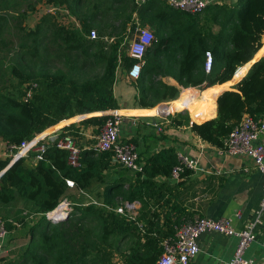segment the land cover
<instances>
[{"label": "trees", "instance_id": "obj_1", "mask_svg": "<svg viewBox=\"0 0 264 264\" xmlns=\"http://www.w3.org/2000/svg\"><path fill=\"white\" fill-rule=\"evenodd\" d=\"M42 1L45 5L68 9L70 15L77 16L80 0ZM128 1L132 5L131 10L120 25L121 32L110 45L101 40L88 39L92 29L90 17L79 18L80 28H67L51 23L53 39L59 41L66 52L89 58L92 67L101 69L99 74L80 80L74 71L77 67L71 69L73 72L70 75L61 71L30 75L19 64L11 67V75L17 82L12 90L0 91L1 141L7 145L19 146L58 123V126H62V121L89 114L101 116L70 124L64 127V131L76 138L77 125L93 124L100 129L108 118L102 115L103 112L120 109L113 94L118 65L125 73L137 62L122 48L128 44L124 38L127 25H130V34L135 29V25L131 24L133 12H136L141 26L149 25L155 31V41L145 52V64L140 77L133 82L137 90L136 108L151 109L144 111L164 108L166 116L178 114L171 113L168 104L156 106L179 98L180 91L177 87L155 81L157 75L164 73V66L169 69L175 64L174 79L177 84L184 89H198L199 94L205 95L206 90L230 81L236 70L250 62L261 47L264 0H237L231 6H210L198 15L173 11L162 0H150L140 7L134 5L133 0ZM153 9L156 12L149 15ZM23 17L19 15L14 18L15 27L20 32L17 49L31 57H37L41 26L38 24L34 30H26L21 21H17ZM107 29L108 27H104L99 32L103 33ZM206 52L212 58L208 72L204 69ZM80 68L86 69L84 66ZM242 71L237 72L236 80L242 75ZM147 82L148 91L155 97V101L148 96ZM28 84H35L36 88L30 99L23 101L25 86ZM213 105L215 106V101ZM180 107L179 103L173 104L174 110ZM216 108V117L211 107L192 109L196 112L194 118L186 111L188 117L198 124H185L190 125L191 131L202 141L222 148L224 140L244 115L254 119L264 115V58L255 62L232 90L224 91L217 97ZM173 121L177 125L184 124ZM134 143L137 147V143ZM138 154L144 158L143 171L130 173L121 169L115 173L116 179L109 176V171L116 167L110 152L82 151L81 167L78 169L67 164V153L54 144H48L42 160L37 161L33 168L26 166L25 159H18L10 166L9 159H0V172L9 166L0 176V206H10L20 198L30 201L39 216L32 227H27L25 221L18 220L30 233L29 243L22 250V253L28 254H24L25 259L21 264H113L112 258L116 252L119 253L122 264H156L162 253L161 242L173 238L174 226L180 223L164 218L162 226L158 227L156 216L148 213V198L157 184L154 181L157 177L170 178L177 158L173 148L162 149L153 154ZM187 173L186 171L182 176ZM65 180L72 181L74 187L68 188ZM93 184L105 185L101 205L90 203L83 206L72 202V212L60 225L55 226L46 220L44 215L53 211L62 199H68L69 192L87 190ZM125 185L127 188L124 190ZM116 195L124 201L138 200L141 203L137 218L129 220L115 212ZM81 214L83 217H92L97 222L98 243L88 244L86 236L89 232L82 226ZM0 219L4 221L8 231L15 227L1 214ZM122 244H125L124 250L120 249ZM70 246H77L78 250L69 252ZM22 253L17 255L18 259L23 257Z\"/></svg>", "mask_w": 264, "mask_h": 264}, {"label": "crops", "instance_id": "obj_2", "mask_svg": "<svg viewBox=\"0 0 264 264\" xmlns=\"http://www.w3.org/2000/svg\"><path fill=\"white\" fill-rule=\"evenodd\" d=\"M236 1L212 2L208 7L215 5L231 6ZM166 7L169 8L167 5ZM155 12L156 9H153L149 15ZM147 26L150 27L149 25ZM261 58H264V32L261 36V47L253 59L239 67L230 81L220 85V87L206 90L205 95L199 94L197 92L199 91L198 89H184L175 81L168 82L167 85L175 86L179 89L180 95L177 101L163 104H168L167 107L171 109V113L178 114L177 116L161 117L150 115L151 112L144 111L151 109L136 108L135 97L137 94L135 89L131 87L134 83L127 76H125L126 79L122 77L123 69L120 66V71L118 70L115 77L113 94L118 102L119 110L130 111L127 112L130 115H122L123 120L119 132L120 139L133 144L139 153L153 154L162 149L173 148L175 154L180 152L189 158L197 159L199 162V171L187 170L188 173L181 176L180 180L163 179L161 177H157L154 180L157 184L152 189V195L149 194L148 213L156 216L158 227L162 226L164 218L183 224L205 217L216 221L221 218H231L234 228L239 230L253 219L263 191L262 175L256 170L253 162L244 156L221 154L220 148L202 141L191 131L190 125L185 123L198 124L188 117L189 114L190 117L194 118L196 113L192 111L194 108L201 110L211 107L213 114L215 113L214 117H216L217 97L224 91L232 90V87L241 81L250 67ZM240 70L244 72L242 71V75L236 80L235 76ZM124 74L126 75V72ZM214 101L215 106L213 105ZM174 103H179L181 107L174 110ZM103 113L108 115L110 111ZM93 116L92 114L91 117ZM173 120L184 124L177 125L178 123ZM76 128H78V136L73 138L83 151H89L96 142L99 126L88 124L77 125ZM134 141L137 143V147ZM259 141L264 143V134L260 135ZM25 163L29 168H33L36 164L34 159L25 161ZM114 164L116 167L109 171V176L116 179L115 173L120 172L123 168L116 163ZM104 186L93 184L87 190L69 192L68 197L72 196L77 205L90 203L101 205L100 203H103ZM125 186L124 190L127 188V185ZM120 200L124 201L123 199ZM126 202L128 201L123 203ZM131 202L136 203L139 213L141 203L138 200ZM236 213L240 214L239 218L235 216ZM36 216L39 218L37 214ZM10 222L18 226L8 231L9 235L5 240V254L1 256L2 260L0 261L2 264L12 261L15 254L23 250V244L17 242L24 238L25 241L28 239L27 236L29 234L27 229L21 230L22 226L17 221ZM25 222L28 224L27 221ZM255 229V240L246 250L245 257L264 264V217L262 224ZM197 243L198 253L189 264H228L236 245V239L220 234L206 233L198 238ZM10 258L11 260H9Z\"/></svg>", "mask_w": 264, "mask_h": 264}, {"label": "built area", "instance_id": "obj_3", "mask_svg": "<svg viewBox=\"0 0 264 264\" xmlns=\"http://www.w3.org/2000/svg\"><path fill=\"white\" fill-rule=\"evenodd\" d=\"M149 1L150 0H133V3L137 7H140ZM163 1L169 8L175 11L198 15L203 13L212 2H222L223 0ZM135 24V29L132 32L134 37L127 44L128 56L137 60L126 72L127 78L132 82H136L140 77L143 67L141 60L146 50L155 40L149 29L140 27L137 23ZM96 38V32L91 29L88 39L95 40ZM211 64V54L206 52L204 64L206 72L210 70ZM118 70L120 71L119 65L115 71V76ZM35 88V84H28L25 86L23 101L30 99ZM112 111L117 112L118 110H111L108 115L104 113L108 118L99 129L96 142L90 150L98 153L110 152L113 162L120 165L121 168L131 173H141L144 167V160L139 156L133 144L124 142L120 139L119 132L123 118L121 115ZM76 117L74 121L72 118L62 121L64 122L62 126H58V123L36 134L33 138L24 141L19 146L9 145L13 151H16L9 165L18 159L26 158L29 153H35V162L40 161L42 160V154L48 144H54L58 149L64 150L67 153L66 162L70 167L80 168V158L83 150L76 144L75 139L72 136H67L68 132L64 131V127L83 121L89 116L81 115ZM262 134H264V115L258 119L244 115L224 140L223 147L220 148L221 154L249 158L253 162L256 170L262 175V196L254 212L253 219L248 221L244 228L239 230L234 228L231 218H221L216 221L210 218L200 217L193 221L175 226L173 238L165 239L161 242L162 253L156 264H189L198 253V238L206 233L220 234L225 237L236 239V245L228 264L261 263L255 262L253 259H247L245 257V252L254 242L255 228L262 224L264 217V143L259 141L260 135ZM176 158L177 164L171 170V179L176 181L180 180L182 174L187 170H200L197 159L189 158L180 152L176 154ZM65 184L68 188L74 187L73 182L70 180H65ZM72 206L73 204L69 200L62 199L53 211L46 213L44 216L49 222H61L68 218L72 212ZM115 212L126 216L129 220H134L138 216V206L135 202H126L122 206L117 207ZM235 216L239 218L240 214L236 213ZM12 225L18 226L15 223H12ZM8 235L9 232L6 229L5 223L0 219V259L1 256L5 254V240Z\"/></svg>", "mask_w": 264, "mask_h": 264}, {"label": "rangeland", "instance_id": "obj_4", "mask_svg": "<svg viewBox=\"0 0 264 264\" xmlns=\"http://www.w3.org/2000/svg\"><path fill=\"white\" fill-rule=\"evenodd\" d=\"M131 7L132 5L128 0H80L77 8V16L75 17L70 15L68 9L66 10L60 7L45 5L42 0H0V91L7 92L12 90V86L16 84L17 80L12 77L10 72V69L14 64L21 65L24 72L30 75L57 71H61L70 75L73 72L71 69H75L76 67L77 69L74 71L77 73L80 80L99 74L101 69L92 67L90 64L91 60L89 58H86L84 55L66 52L60 45V42L53 39L51 23H55L60 26H66L67 28H80L79 18L81 16L90 17L89 24L91 25L92 30L96 32L97 38L95 40H101L106 45H110L115 41V37L121 32H119L120 25L131 10ZM19 15L24 17L20 18L21 20L18 19L17 21H21L22 27H24L26 30H34L38 24L41 26L42 32L39 35V45L37 46L39 49V54L37 57H31L29 54H24L23 51L17 49L20 32L15 27L16 21L14 18ZM44 19L47 21H42ZM131 20V24L136 26L135 23H137L140 27L149 29L155 38L154 29L148 26H141L136 12L132 13ZM104 27H108V29L105 32L100 33V29ZM130 32V25L128 24L124 35L125 41L127 40L130 42L131 39H133L134 34H130ZM102 34L104 36L100 37ZM122 48H125L127 53L128 45L127 47ZM172 58L173 62H175L174 56H172ZM141 61L144 66V57ZM77 64H79V66ZM81 66H84L86 69H81ZM175 69V64L169 69L164 66V73L157 75L158 77H156L155 81L162 82L166 85L168 82L175 81ZM121 75L126 79L124 71ZM133 85L131 87L137 91ZM148 88L149 84L147 82V91ZM148 96L150 100L155 101V97H152L151 92H149ZM163 103L167 102L158 103L156 106ZM94 116H101V114ZM67 136H71V134L68 132ZM76 144L78 145V142ZM15 153L16 151H13L9 145L0 140V159H9L11 161L13 156H15ZM34 155L35 153H29L28 156L23 159H25V161H30V159H34ZM119 198L122 199L117 195L114 198L117 207L122 206L124 204L123 202H125ZM68 199L69 201L71 200L73 203H75L73 197H69ZM85 205L86 204L83 206ZM0 214L1 216L6 217L13 222L17 221L18 223V220L27 221V227L35 226L34 224H36L37 221L35 209L32 203L26 200L23 201L20 198H18L16 202L10 206H0ZM80 217L83 218L82 226L89 232L86 236L89 241L88 244L98 243L99 231L97 222L94 221L92 217H83L82 214ZM74 221L78 222V220L75 219ZM50 223L58 226L57 224L60 225L61 222ZM18 224L20 225V223ZM26 226H23L21 230H25ZM27 237L28 239L25 241L24 238L17 242L23 244V250H25L29 243L30 233ZM75 247L76 248H74V246H70L69 252H72L75 249L78 250L77 246ZM124 247L125 244H122V248L120 247V249L124 250ZM88 249L90 251V248ZM20 253H22V251H18V253L15 254L13 257L14 259L10 264H21V262L25 259L24 254L28 253H22L23 257L18 259L17 255ZM114 254L115 255L112 258V263L122 264L119 258V253L116 252ZM1 260L2 259H0V261ZM9 260H11V258Z\"/></svg>", "mask_w": 264, "mask_h": 264}, {"label": "bare ground", "instance_id": "obj_5", "mask_svg": "<svg viewBox=\"0 0 264 264\" xmlns=\"http://www.w3.org/2000/svg\"><path fill=\"white\" fill-rule=\"evenodd\" d=\"M113 112H115V111H113ZM127 112H130V111H127ZM127 112L118 110L115 113L119 114V115H128L129 113L127 114ZM146 112H148V111H146ZM149 112H151L150 115H154V116H158V117L166 116V110L164 108H158V109H155L154 111H149Z\"/></svg>", "mask_w": 264, "mask_h": 264}, {"label": "water", "instance_id": "obj_6", "mask_svg": "<svg viewBox=\"0 0 264 264\" xmlns=\"http://www.w3.org/2000/svg\"><path fill=\"white\" fill-rule=\"evenodd\" d=\"M86 116H89V117H91L92 116V114H89V115H86ZM77 117H74L73 119H76ZM88 118V117H87ZM10 166V165H9ZM9 166H7L3 171H1L0 172V176L8 169V167Z\"/></svg>", "mask_w": 264, "mask_h": 264}]
</instances>
